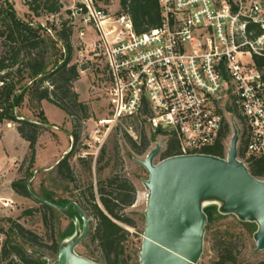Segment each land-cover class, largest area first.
I'll return each mask as SVG.
<instances>
[{"label": "built area", "instance_id": "1", "mask_svg": "<svg viewBox=\"0 0 264 264\" xmlns=\"http://www.w3.org/2000/svg\"><path fill=\"white\" fill-rule=\"evenodd\" d=\"M157 3L160 26L137 35L128 15H113L84 0L86 21L100 42L91 43L92 52L101 46L106 59L109 122L138 117L160 137L162 150L172 139L175 156L208 155L231 107L240 124L239 142L245 141L239 160L264 157V69L254 61L264 57V1ZM146 200L147 191L137 190L132 206L145 207ZM0 204L11 207L10 200Z\"/></svg>", "mask_w": 264, "mask_h": 264}, {"label": "rangeland", "instance_id": "2", "mask_svg": "<svg viewBox=\"0 0 264 264\" xmlns=\"http://www.w3.org/2000/svg\"><path fill=\"white\" fill-rule=\"evenodd\" d=\"M58 1L63 6L58 14L42 13L39 17H35L23 5L22 0H0V32L4 31L3 18L8 10L5 3L12 5L16 17L20 20L31 23L33 27H46L47 32L43 34L45 39H50V37L56 39V30L58 31L62 22L67 21L68 25L72 27L71 58L67 67L76 66V74L68 76L69 81L65 84L70 91L71 100L68 101L64 98L68 105H72L76 116L72 118L47 101L36 102L26 96L21 107L15 110L14 114L22 119L40 121L42 124V130L35 146L34 160L30 164L26 146L22 148L19 143L14 142V149H6V152L0 148V159H5V161L0 160V169L3 165H11L14 162L13 158L17 159L12 164L13 170H8L6 173L7 180L25 181L26 186L31 181L30 187L33 193L42 199L49 197L55 201L66 200L77 203V200L86 196L88 193L86 189L91 183L96 202L101 207L97 193L98 183L99 181L104 182L112 175L129 181L135 191L143 189L142 183L148 178V174L137 161L145 158L146 154L154 148V143L160 141V137L154 135L146 125H139L134 119H124L114 125L109 122L113 117V110L110 104V83L106 59L102 54L101 46L92 52L91 43L96 42L97 45H100V42L93 25L86 21L85 13L81 14L80 12L79 5H84V0ZM92 1L96 7L113 15L120 10L119 0ZM67 10H70L72 14H67ZM120 35L124 36V33H120ZM7 45L4 38L0 36V58L8 51ZM57 46L60 47L61 42ZM51 52L50 49V52L46 54L47 60L52 59ZM96 53L98 55H94ZM51 66L48 69H51ZM62 82L63 80L55 77L52 83L45 82L43 87L51 90L53 85ZM226 122L230 129L224 141L227 150L232 135L231 124L236 125L239 135L241 133L239 120L233 116L231 107L226 111ZM10 128L16 129V124L8 121L0 122V134ZM140 128H143L146 135L152 140V145L144 155L133 153L125 136L136 140ZM75 133L78 136L77 140L73 137ZM102 151L103 158L100 163H97ZM70 152L73 153L69 158L73 180L67 182L57 177L55 173L48 171ZM159 155L155 158V163L160 161ZM80 160H85V163ZM87 166H90V172L87 170ZM99 166L102 167L100 172L97 171ZM35 171L36 174H34ZM4 188L3 192L7 193L8 183ZM1 199L10 200L11 207L3 208L0 204V264H8L10 260L17 264L20 263L13 256L6 260L2 259L1 247L5 242L20 246L28 255L45 257L51 262L56 260L57 255L47 247L51 245L52 241L60 244L62 239L73 232V221L76 215L72 211H57L45 225L42 220L40 202L33 196L30 195L27 198L15 196L12 199L1 197ZM144 210L145 207L139 205L127 207L122 211L123 215L133 222L132 226L121 224L129 233L124 244L125 253L121 257L124 260L123 264H139L138 254L145 225ZM87 218L90 228L94 224V220L91 217ZM13 224L20 225L23 229L36 235L38 237L37 244L32 245L24 240L14 231ZM252 233L232 215L216 219L205 231L203 253L198 264L215 262L217 260L215 247L223 241L230 243L239 253L236 264H254L264 261V250L255 251ZM26 237L29 236L26 235ZM76 252L92 261L104 264L100 260L96 244L90 241L88 235L76 248Z\"/></svg>", "mask_w": 264, "mask_h": 264}, {"label": "trees", "instance_id": "3", "mask_svg": "<svg viewBox=\"0 0 264 264\" xmlns=\"http://www.w3.org/2000/svg\"><path fill=\"white\" fill-rule=\"evenodd\" d=\"M22 3L35 17H39L42 13L49 15L58 14L63 8L58 0H22ZM118 3L120 7L118 14L122 13L129 16L135 34L140 35L160 26L161 16L157 0H119ZM5 4L8 10L3 18L4 31L0 32V36L4 38L9 49L0 58V81L3 82V86L0 87V122L8 121L16 124L17 133L27 143L28 158L30 164H32L42 124L40 121L22 119L20 116H16L14 111L21 107L24 98L28 96L30 100L36 102L47 101L72 118L76 116L72 110V105H68L67 101H64L65 99L71 100L70 91L65 84L69 81L70 76L76 74L75 65L67 67L71 58L70 38L72 36V27L68 25L67 21L62 22L58 31L54 28L56 30V39L52 37L45 39L43 34L47 32L46 27H33L31 23L20 20L16 17L12 5H8L9 3ZM79 6L81 14L86 13L84 5ZM66 12L67 14H72L70 10ZM59 42H61L60 47L57 46ZM50 49L52 51V54H50L52 59L47 60L46 54L50 52ZM254 61L260 70L264 69V57H254ZM50 65H52V68L48 69ZM14 67L16 69L13 70ZM55 77L63 80V82L53 85L51 90L43 87L45 82L52 83ZM58 90L60 95L57 93ZM236 116L238 115L236 114ZM124 119H134L139 125L143 124L138 117ZM229 132V125L225 124L219 140L205 152L208 155L224 158V141ZM125 136L129 147L136 155H144L152 145V140L146 135L143 128L138 131L136 140L127 135ZM73 137L75 140L78 138L76 133ZM72 154V152L68 153L54 169L48 172L55 173L60 179L71 182L73 178L69 158ZM175 155H177L176 143L174 140L169 139L165 143V148L160 152L159 160L161 161ZM244 157L245 141L241 137L238 147V158L243 159ZM102 158L103 151L97 163H100ZM80 161L85 163V160ZM244 163L254 178L258 180L264 179V157H248ZM86 168L90 172V166ZM101 168L99 166L97 171L100 172ZM11 188L18 196L25 198L30 196L25 181L12 182ZM86 191L88 192L86 196L77 200V204L87 217H91L94 220V224L89 228L88 238H90L92 243L96 244L100 260L104 264H123L124 260L121 257L125 253L124 244L129 233L121 224L132 226L133 222L124 216L122 211L133 205L135 188L129 181L121 179L117 175L108 177L104 182L99 181L97 193L99 194L101 207L96 202L91 183ZM44 200L60 207H65L69 203L66 200L55 201L49 197H44ZM40 209L43 223L47 225L48 220L54 216L57 210L43 203H40ZM68 211H72L76 215L72 209ZM205 213L207 215L205 231L208 230L209 225L213 221L223 217L217 215L214 208L205 209ZM240 224L250 232L255 230L253 224ZM13 229L28 243L37 244L38 237L36 235L17 224H13ZM26 235L29 237H26ZM58 247L59 244L52 241L47 248L57 255ZM215 248L217 260L212 264H236V258L239 253L230 243L223 241L218 243ZM10 256L17 258L18 262H20L19 264H46L42 258L28 255L20 246L5 242L1 247V257L6 260ZM8 264L17 263L10 260ZM254 264H264V261Z\"/></svg>", "mask_w": 264, "mask_h": 264}, {"label": "water", "instance_id": "4", "mask_svg": "<svg viewBox=\"0 0 264 264\" xmlns=\"http://www.w3.org/2000/svg\"><path fill=\"white\" fill-rule=\"evenodd\" d=\"M231 131L225 158L187 155L155 163L162 151V143L156 141L145 158L137 161L148 174L142 183L147 200L139 264H197L203 253L207 208L253 224L255 251L264 250V181L254 178L239 160V131L234 123ZM30 184L29 194L40 203L76 213L73 232L60 242L56 260L42 257L46 264H100L76 252L89 232V220L81 207L75 202L65 207L54 205L35 195Z\"/></svg>", "mask_w": 264, "mask_h": 264}, {"label": "crops", "instance_id": "5", "mask_svg": "<svg viewBox=\"0 0 264 264\" xmlns=\"http://www.w3.org/2000/svg\"><path fill=\"white\" fill-rule=\"evenodd\" d=\"M12 142H13V144H12ZM14 142L19 143V145L22 148H24L25 146L27 148V143L19 136V134L17 133L15 128L14 129L10 128L8 131H5L4 133L0 134V148L3 151H6V149L8 150L9 148L14 149L15 148ZM0 160L5 161L4 158H1ZM12 160L15 162L17 159L13 158ZM12 164L11 165H9V164L3 165L2 168L0 169V199H1V197H7V198L12 199L13 197L18 196L17 194H15L13 192V190L11 188V184H12L13 180L8 181L6 178L7 171L13 170ZM7 183H8L9 190L7 191V193H4L3 189H5L4 186H6Z\"/></svg>", "mask_w": 264, "mask_h": 264}]
</instances>
